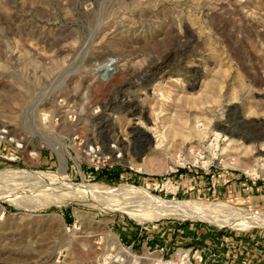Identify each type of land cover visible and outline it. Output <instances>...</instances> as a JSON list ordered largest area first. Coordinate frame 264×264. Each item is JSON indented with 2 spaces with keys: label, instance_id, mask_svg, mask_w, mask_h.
Returning a JSON list of instances; mask_svg holds the SVG:
<instances>
[{
  "label": "rangeland",
  "instance_id": "374dc122",
  "mask_svg": "<svg viewBox=\"0 0 264 264\" xmlns=\"http://www.w3.org/2000/svg\"><path fill=\"white\" fill-rule=\"evenodd\" d=\"M53 145L105 198L264 214V0H0V173L56 177ZM0 197V264H264V228L141 223L13 177Z\"/></svg>",
  "mask_w": 264,
  "mask_h": 264
},
{
  "label": "bare ground",
  "instance_id": "6f19581e",
  "mask_svg": "<svg viewBox=\"0 0 264 264\" xmlns=\"http://www.w3.org/2000/svg\"><path fill=\"white\" fill-rule=\"evenodd\" d=\"M51 148L57 155L60 165L56 177H52L45 173H31L16 170L10 176L7 174L3 175V172H1L0 179H3V177H13L26 181L27 185L28 183L33 185L34 183H42L47 186V188L50 187L53 190L55 189V191H62V193H64L72 202L79 201L89 203L91 206L101 210L121 212L141 223L161 218H176L203 221L217 226H229L235 230H246L251 227L264 228V214L260 212L236 215L239 213V208L230 210L229 207L218 203H204L194 200L164 201L157 197H150L136 192H130V194L121 196L115 191L102 190V187L99 191L101 194H108V196L112 195L114 197L105 198L101 195H97L92 190H88L87 187H75L66 176V160L61 149L59 146L55 145L51 146ZM0 199L2 200V197H0ZM148 208L152 210H149Z\"/></svg>",
  "mask_w": 264,
  "mask_h": 264
},
{
  "label": "built area",
  "instance_id": "2783aa9c",
  "mask_svg": "<svg viewBox=\"0 0 264 264\" xmlns=\"http://www.w3.org/2000/svg\"><path fill=\"white\" fill-rule=\"evenodd\" d=\"M177 257L178 258L175 260H165L163 258H159L154 264H193L190 262L188 255L185 253H177ZM200 261H202L201 258Z\"/></svg>",
  "mask_w": 264,
  "mask_h": 264
}]
</instances>
